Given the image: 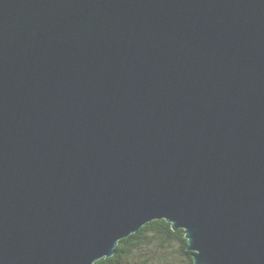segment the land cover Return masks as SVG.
<instances>
[{"label":"water","instance_id":"obj_1","mask_svg":"<svg viewBox=\"0 0 264 264\" xmlns=\"http://www.w3.org/2000/svg\"><path fill=\"white\" fill-rule=\"evenodd\" d=\"M163 220L264 264V0H0V264Z\"/></svg>","mask_w":264,"mask_h":264},{"label":"trees","instance_id":"obj_2","mask_svg":"<svg viewBox=\"0 0 264 264\" xmlns=\"http://www.w3.org/2000/svg\"><path fill=\"white\" fill-rule=\"evenodd\" d=\"M188 241L183 230L173 231L166 221H153L136 234L119 242L116 253L97 264H126L136 254L144 257L132 264H194L193 253L188 251Z\"/></svg>","mask_w":264,"mask_h":264},{"label":"rangeland","instance_id":"obj_3","mask_svg":"<svg viewBox=\"0 0 264 264\" xmlns=\"http://www.w3.org/2000/svg\"><path fill=\"white\" fill-rule=\"evenodd\" d=\"M144 254H147V252H146V251L142 252V255H140V254H136V255L134 256V259H132V257H131V258L127 261L126 264H132V262H134V260H140V259H142V257H144Z\"/></svg>","mask_w":264,"mask_h":264}]
</instances>
